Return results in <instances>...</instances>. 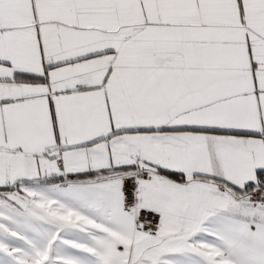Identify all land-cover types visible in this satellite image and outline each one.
<instances>
[{
  "label": "snow or ice",
  "instance_id": "snow-or-ice-1",
  "mask_svg": "<svg viewBox=\"0 0 264 264\" xmlns=\"http://www.w3.org/2000/svg\"><path fill=\"white\" fill-rule=\"evenodd\" d=\"M0 264H264V0H0Z\"/></svg>",
  "mask_w": 264,
  "mask_h": 264
}]
</instances>
